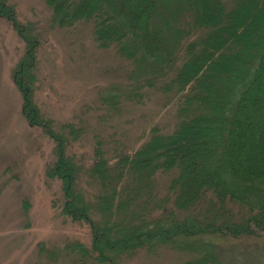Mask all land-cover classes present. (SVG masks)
<instances>
[{"label":"trees","instance_id":"16d2710c","mask_svg":"<svg viewBox=\"0 0 264 264\" xmlns=\"http://www.w3.org/2000/svg\"><path fill=\"white\" fill-rule=\"evenodd\" d=\"M39 1L38 21L0 17L25 43L21 114L53 142L51 207L88 242L40 241L30 264H229L226 242L264 236V0ZM46 36L90 80L63 122L35 102Z\"/></svg>","mask_w":264,"mask_h":264},{"label":"rangeland","instance_id":"374dc122","mask_svg":"<svg viewBox=\"0 0 264 264\" xmlns=\"http://www.w3.org/2000/svg\"><path fill=\"white\" fill-rule=\"evenodd\" d=\"M7 2L14 5L20 18L24 15L38 21L42 19L40 14L45 16V10L40 13L43 6L39 0ZM241 3L245 4V0ZM250 10L251 15L256 14V8ZM208 14L219 16L215 9ZM226 14L219 18L217 27L226 25ZM62 42L64 40L47 36L42 42L35 92V102L40 108L49 113L47 116L52 115L61 122L65 120L59 115H72V107L80 99L82 88L90 86L86 72L85 75L59 74L58 69L64 64L67 68L77 65L74 58L69 61L65 58ZM24 52L25 43L18 32L7 18L0 17V264H30L40 241L61 242L67 238L88 242L85 226L62 224L51 207V199L58 196V187L56 184L46 187L44 171L53 162V142L41 128L28 125L21 114L22 98L14 84L13 75ZM88 142L79 149L80 153L88 152ZM107 156L105 152L104 157ZM23 200L29 203L25 211ZM224 246L220 257L226 263L250 264L249 259L254 257L253 264H264V236L258 240L228 241ZM142 256L138 254L129 264H144Z\"/></svg>","mask_w":264,"mask_h":264}]
</instances>
